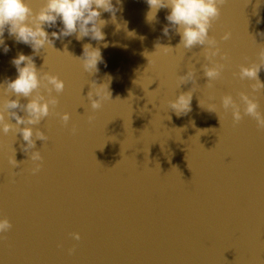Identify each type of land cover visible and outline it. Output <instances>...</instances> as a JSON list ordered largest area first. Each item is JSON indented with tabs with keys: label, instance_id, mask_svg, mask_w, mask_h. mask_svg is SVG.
<instances>
[{
	"label": "water",
	"instance_id": "1",
	"mask_svg": "<svg viewBox=\"0 0 264 264\" xmlns=\"http://www.w3.org/2000/svg\"><path fill=\"white\" fill-rule=\"evenodd\" d=\"M30 2L34 9H38L43 0ZM113 4L121 10L116 12L115 21L110 13L102 12L101 18L107 21L102 29L105 35L103 41L90 37L77 40L73 35L54 40V48L48 46L33 55L30 46L16 42L5 31L4 41L9 51L5 53L0 46V85L17 77L11 61L18 53L33 55L38 70L58 75L65 81V91L59 95L60 103L56 111L70 113L71 119L64 126L59 117L50 116L38 126L49 136L46 143L36 141L35 150H40L44 158L41 170L131 144L256 126L250 117L233 126L231 113L224 112L220 98L229 93L236 98L239 91H251L248 87L250 81H240L232 73L239 71L241 63L256 60V53L264 46V36L259 35L264 33V0H228L223 7L221 18L215 22L211 34L219 40L225 31L232 32L230 40L220 42L221 49L229 54L231 62L223 78L215 81L212 89L205 87L207 78L202 66L207 61L202 53L203 46L198 45L191 50L175 49L180 36L166 20L169 9H161L156 20L149 23L146 21L149 10L146 0H122L120 5L113 0ZM165 26H169L167 36L163 34ZM62 27L58 20L55 27L45 26V31L51 38V33L59 32ZM158 43L171 46L173 50L169 53L157 50ZM84 44L101 50L103 62L98 64L99 71L94 74L85 73L74 58L82 55ZM148 58L155 63L148 66ZM191 66L195 68L197 85L192 93L191 111L177 116L167 107V101L193 88L191 81L178 88L177 79L179 75H185ZM259 78L264 82V69L260 71ZM92 81L97 85L108 83L112 99L96 111L90 108L87 99ZM209 96L215 99L209 100ZM3 99L5 96L0 86V101ZM256 99L261 111H264V90L256 94ZM200 100L205 101V105L215 103L216 113L201 107ZM26 102L21 97V103ZM89 116L95 118L91 124ZM11 122L15 123V120ZM73 125L78 129L75 135L71 132ZM24 143L20 134L10 132L5 135L0 132V182L31 173L32 162L21 151V144ZM12 148L15 149V159L25 161L20 168L14 169L8 162L13 155Z\"/></svg>",
	"mask_w": 264,
	"mask_h": 264
},
{
	"label": "clouds",
	"instance_id": "2",
	"mask_svg": "<svg viewBox=\"0 0 264 264\" xmlns=\"http://www.w3.org/2000/svg\"><path fill=\"white\" fill-rule=\"evenodd\" d=\"M121 2L122 0H116V5H120ZM146 3L149 7L146 21L149 23L156 20L157 13L161 9L170 10L166 20L180 36L179 44L175 49L191 50L198 45L203 46L202 53L207 61L202 66L204 76L207 78L205 87L214 88V82L223 78V73L231 62L229 54L221 49L220 42L230 40L232 32L225 31L219 40L211 34L228 0H146ZM120 10L113 4V0H43L38 9L31 6L30 0H0V46L5 53L9 51L4 41L6 30L16 42L30 46L33 55L48 46L53 47L54 40L73 35L77 40L90 37L93 40L103 41L105 35L102 29L107 21L101 18L102 12L110 13L112 20L115 21L116 12ZM58 20L63 27L59 32H52L50 38L49 33L45 31V26L55 27ZM169 26L163 29L165 36L169 34ZM259 35L264 36V33ZM156 49L164 53L173 50L171 46H163L159 43ZM33 55L18 53L11 61L18 73L17 77L7 79L4 85H0L5 96V99L0 101V132L5 135L13 132L22 136L26 143L21 144V151L29 157L28 160L33 165L30 171L32 175H36L41 171L44 159L41 151L35 150L36 141L46 143L49 140V136L38 126L50 116L59 117L60 122L67 126L71 115L68 112L56 111L60 103L59 95L65 91V81L58 75L43 69L38 70ZM74 58L88 74L98 72V64L103 62L100 48L93 47L91 44H84L82 55ZM244 59L248 60V57ZM153 63L155 61H150L148 58V66ZM238 68L239 71L233 72L232 76L240 81H250L248 87L251 91H239L236 98L230 93L224 94L220 98V106L225 113H231L233 126L238 125L245 117H250L256 122L257 129L264 131V111H261L256 99V94L264 90V82H261L259 78L260 71L264 69V46H261L256 53V60L248 64L241 63ZM177 79L178 88L190 81L193 83L190 91L182 92L175 99L167 101V107L177 116H181L191 111L192 93L197 86L195 68L189 67L187 73L179 75ZM21 97L27 102L21 103ZM87 99L93 111L101 109L105 102L112 100L109 84L97 85L95 81H92ZM214 99V96H209V100ZM199 103L201 107L216 113L215 103L205 105L203 100ZM94 119L93 116H89L88 122L91 124ZM12 120H15V123H12ZM77 131L76 126L73 125L72 134L75 135ZM12 152L13 155L8 162L14 169L20 168V164L25 161L18 162L15 159V149L12 148ZM11 228L12 224L7 217L0 218V239L7 240L5 234ZM69 235L76 241L81 240L79 232H72ZM74 252L75 247L68 249L69 255Z\"/></svg>",
	"mask_w": 264,
	"mask_h": 264
}]
</instances>
